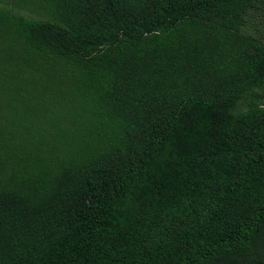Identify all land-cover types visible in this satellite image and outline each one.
I'll return each mask as SVG.
<instances>
[{
	"label": "trees",
	"instance_id": "1",
	"mask_svg": "<svg viewBox=\"0 0 264 264\" xmlns=\"http://www.w3.org/2000/svg\"><path fill=\"white\" fill-rule=\"evenodd\" d=\"M261 6L0 0V264H264Z\"/></svg>",
	"mask_w": 264,
	"mask_h": 264
},
{
	"label": "rangeland",
	"instance_id": "2",
	"mask_svg": "<svg viewBox=\"0 0 264 264\" xmlns=\"http://www.w3.org/2000/svg\"><path fill=\"white\" fill-rule=\"evenodd\" d=\"M9 8L14 11V12H18L20 14H23L25 16H30V17H36L34 14H31V12L27 11V10H17L14 9L12 7L9 6ZM257 10H254L252 13L248 14V23L244 24L242 28H240L241 32L244 34H250L246 29H244L246 26L250 25L251 26V33L254 36H257V38L261 39L264 41V32L261 30V27H264V13L262 12L264 10L263 6L261 7H257ZM254 12H260L262 14V18H258V19H254ZM39 15L40 14H36ZM247 18V17H246Z\"/></svg>",
	"mask_w": 264,
	"mask_h": 264
}]
</instances>
